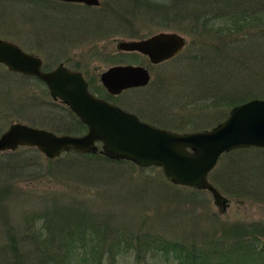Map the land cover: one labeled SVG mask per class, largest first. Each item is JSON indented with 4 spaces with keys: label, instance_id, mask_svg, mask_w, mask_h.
Returning a JSON list of instances; mask_svg holds the SVG:
<instances>
[{
    "label": "rangeland",
    "instance_id": "rangeland-1",
    "mask_svg": "<svg viewBox=\"0 0 264 264\" xmlns=\"http://www.w3.org/2000/svg\"><path fill=\"white\" fill-rule=\"evenodd\" d=\"M148 1L166 4L163 10H170L167 17L153 14L155 7L150 11L146 7L145 14L137 13L142 11L141 4L134 15L126 13L130 20L126 25L120 15L113 16L111 9L124 12L127 6L130 10L129 0H100V5L93 8L52 0H0V38L37 54L47 68L59 63L83 68L95 89L99 88V73L110 66H145L150 83L123 92L116 101L154 125L178 133L214 127L226 118L231 108L228 102L236 97L254 93L264 98V15L255 13V0H243L240 8L248 19L258 16L263 21L257 27L249 26L243 35L225 37V41L210 33L192 31L189 20L177 18L179 10H191L192 5H180L178 0L172 6L170 0ZM130 26L137 35L127 33ZM160 31L177 32L185 38L183 50L167 61L153 65L140 53L116 48L119 40L142 39ZM130 53L139 61L129 60ZM68 119L75 122L58 101L52 100L44 83L12 73L0 64V134L12 122L56 134L85 132L79 133L81 126L68 124ZM16 151L24 166L16 170L14 178L1 180L5 177L0 174V187L7 188L2 189L0 205L8 209L10 221L19 232L26 218L29 233L39 230L46 222L39 214H51L57 202V207H86L93 216L90 221L108 225V240L110 231L129 234L142 227L151 236L201 243L213 236L212 231L218 234L235 224L264 223V149L250 147L222 154L212 174L217 184L210 182L228 200L224 212L219 211L209 192L169 182L160 167L107 162L71 150L54 159H47L36 148L20 147ZM4 241L8 239L1 236L0 245ZM79 244L76 242L70 252L62 246L61 257L52 264H68L85 251L87 256L94 254L92 246L83 248ZM17 247L22 253L35 249V245ZM133 253L129 250L118 255L115 263L136 264ZM22 260L20 264H31L26 257ZM163 260L161 255L153 260L148 255L138 264H165ZM107 262L105 259L103 264Z\"/></svg>",
    "mask_w": 264,
    "mask_h": 264
},
{
    "label": "water",
    "instance_id": "water-1",
    "mask_svg": "<svg viewBox=\"0 0 264 264\" xmlns=\"http://www.w3.org/2000/svg\"><path fill=\"white\" fill-rule=\"evenodd\" d=\"M98 6V0H60ZM185 38L177 32L160 31L142 39L119 40L117 50L137 52L150 64L178 55ZM0 64L7 70L35 76L43 81L53 99H60L87 126L82 135H57L43 128L12 122L0 134V153L33 147L47 159L66 151L103 154L110 160H126L139 167H160L176 185L211 194L220 212L228 200L209 181L208 174L223 153L242 148H264V98H251L232 106L224 120L208 130L178 133L140 120L135 114L93 96L79 72L62 64L51 71L41 69L39 57L0 39ZM111 94L146 86L148 69L140 64L113 65L99 75ZM100 143V148L97 146Z\"/></svg>",
    "mask_w": 264,
    "mask_h": 264
},
{
    "label": "trees",
    "instance_id": "trees-1",
    "mask_svg": "<svg viewBox=\"0 0 264 264\" xmlns=\"http://www.w3.org/2000/svg\"><path fill=\"white\" fill-rule=\"evenodd\" d=\"M129 1L132 5L130 10H128L127 6L125 7L126 9L123 10L124 12H117V9L114 8L111 9L113 16L118 17L120 15L119 17L123 19V23H126V25L130 23V20L125 17L126 13H132L134 15V12H136L135 10L139 8L141 4H143V6H141L142 11L137 12L140 14H145L144 10L146 7L148 11L155 7L153 14H159L162 18H166L170 11L163 10L167 5L161 4L158 1ZM173 1L174 0H170V6H172ZM242 1L243 0H178V2L181 3L180 5L187 4L192 5V7L191 10H179L176 16L177 18L180 17L182 21L186 19L189 20L190 30L207 34L210 33L225 41V37L228 38L234 33H242L243 35L247 32L249 26L257 27L258 24L263 21L262 18L258 16L248 19L244 14V10L240 8ZM116 3L120 4L118 2ZM129 31H127V33L131 34V36L137 35L134 33L132 26H130ZM131 54L132 53L129 54V60L138 62V56L134 53ZM253 97H256L254 93L236 98L233 97L235 99L229 101L228 106L232 107L235 104H239ZM80 126L82 129H79V133L85 130L84 126L82 127L81 124ZM25 149L32 150L33 148L25 147ZM242 150L243 149H236L229 152L227 155L237 151L241 152ZM17 152L18 151L15 150L0 153V174H3L2 176L5 177V179L0 178L1 180L14 178L16 175H12L16 173V170L18 171L20 166H24L23 160L19 159L18 155L15 156ZM82 155L96 156V158H102L103 161L106 160L107 162H122L109 160L103 155ZM215 168L209 174V180L214 183L216 182L214 181L215 179L212 178V174L217 171ZM2 189L7 188L3 186L0 187V200L1 194H4ZM57 205L58 202L53 204L51 214L47 213V211L39 214L40 218L42 220L44 219L46 222L43 223L39 230L35 232L32 231L31 233H29V221L27 218L21 226L22 230L19 232L17 229L19 227H16L10 221L8 209H2L4 204L2 206L0 205V237L5 236L8 239V241H4L0 245V264H20L25 257V261L28 260L31 264L56 263L59 259L58 257L62 253V248L65 246L64 251L70 252L71 250L69 249H71L76 242L81 243L79 245L83 248L87 245L92 246L90 249H92L94 254L87 256L85 251L83 255L81 254L79 257H75V260L68 262V264H103L105 259L109 261L107 264H116V257L120 254L127 253L129 250L134 251L133 254L136 264L143 261L148 255L152 260L161 255V257L165 259L163 260L165 264H264V223L262 222L235 224L231 227L228 226L224 228L221 233L218 234L212 231L211 233L213 236L207 241L203 240L201 243H197L195 240L191 239H188V242L180 240L170 241L161 237V235L151 236L149 231L143 230L142 227H136L135 229L137 230L128 232L129 234L117 232V230L110 231V240H108V225L102 224L103 221H98L96 223L90 221L89 218L93 216L87 213L86 207L81 205L83 209L77 207L75 209L74 207L76 205L66 207H62V205L57 207ZM48 223L50 227H47ZM66 227L67 229H65ZM30 234L32 238H29ZM86 236L90 237L86 239ZM77 237L80 238L78 239ZM18 244L28 246L35 245V249L27 250L25 253H22L17 247ZM7 251L12 252V254L8 255ZM105 254H107V256Z\"/></svg>",
    "mask_w": 264,
    "mask_h": 264
},
{
    "label": "flooded vegetation",
    "instance_id": "flooded-vegetation-1",
    "mask_svg": "<svg viewBox=\"0 0 264 264\" xmlns=\"http://www.w3.org/2000/svg\"><path fill=\"white\" fill-rule=\"evenodd\" d=\"M52 1H54V2H58V3H62V4H64V5H71V6H82V7H91V8H93V7H97V6H91V5H87V4H85V3H82V2H67V1H60V0H52ZM99 1V5H100V0H98ZM254 4L255 5H257V7H258V12L257 11H255V13L257 14V15H259V14H263L264 15V0H255L254 1ZM259 4V5H258ZM98 5V6H99ZM65 14H69V12H67V13H65ZM64 14V15H65ZM260 15V16H261ZM23 50V49H22ZM25 52H27V51H25ZM27 53H30V54H32V55H35V56H37V57H39L37 54H35V53H32V52H27ZM40 58V57H39ZM40 60H41V69L43 70V71H51V70H53L54 68H47V67H45L44 66V63H43V61H42V59L40 58ZM60 64H62V63H59L57 66H59ZM63 66H65L66 68H68L69 70H72V71H76V72H79L81 75H82V77L84 78V80L87 82V87H88V91H89V93H91L93 96H95V97H97V98H100V99H102V100H105L106 102H108V103H111V104H115V105H117V106H119L120 108H122V109H124V110H126V111H128V112H131V113H133V114H135L140 120H142V121H144V122H147V123H150V124H152V125H154V123L153 122H150L151 120H149L148 118H145L143 115H140V114H138V113H134V112H132V111H130V110H128V109H126V108H124V107H122L119 103H117V101H116V98L118 97V95H120V94H122L123 92H125V91H128V90H133V89H140V88H144V87H146L149 83H150V81L148 82V84L146 85V86H143V87H135V88H128V89H125V90H123V91H121L119 94H111L110 92H108L106 89H105V87L101 84V82H100V80H99V75L103 72H100L99 73V75H98V80H99V82H98V87L99 88H97V89H95V88H93V87H91V79L89 78V77H87L86 76V74H85V72H84V69L83 68H79V69H77V68H70L69 66H66V65H64V64H62ZM56 66V67H57ZM55 67V68H56ZM10 72H12V71H10ZM12 73H15V74H19V75H22V76H24V77H32V78H35V79H37L38 81H40V82H42L41 80H39L38 78H36L35 76H29V75H25V74H21V73H18V72H12ZM42 83H44V82H42ZM45 85V84H44ZM46 86V85H45ZM92 88V89H91ZM49 93V92H48ZM50 95V94H49ZM52 98V97H51ZM52 100L53 101H55V102H59L60 104H61V106L64 108V110L67 112V114L70 116L71 115V117H72V119H74L75 120V124L76 123H78L79 125L81 124L82 125V127L84 126L85 127V129H86V125L85 124H83L79 119H78V117L74 114V112H72V110L67 106V105H65L60 99H53L52 98ZM144 110V109H143ZM68 124H74L73 122H71L69 119L66 121ZM156 126V125H155ZM159 127V126H158ZM160 128H162V127H160Z\"/></svg>",
    "mask_w": 264,
    "mask_h": 264
}]
</instances>
